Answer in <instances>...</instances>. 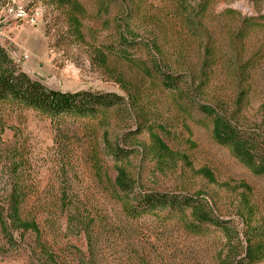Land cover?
Instances as JSON below:
<instances>
[{
    "label": "rangeland",
    "instance_id": "1",
    "mask_svg": "<svg viewBox=\"0 0 264 264\" xmlns=\"http://www.w3.org/2000/svg\"><path fill=\"white\" fill-rule=\"evenodd\" d=\"M263 13L264 0H0V45L21 71L51 90L122 98L103 117L56 123L0 102L2 209L15 166L27 188L22 216L37 223L40 242L59 264H138L142 257L149 264H223L225 239L213 227L194 235L175 218H127L113 195L115 168L126 169L135 192L203 198L244 245L247 224H264V176L213 141L197 104L232 106L236 65L253 60L257 84L245 126L264 127L256 28L234 37L242 18ZM202 70L197 90L191 84ZM163 73L185 81L179 90L165 88ZM152 133L167 147L163 159ZM109 146L126 158L116 162ZM88 221L95 224L92 249ZM13 236L9 245L0 228V264H47L34 233Z\"/></svg>",
    "mask_w": 264,
    "mask_h": 264
},
{
    "label": "trees",
    "instance_id": "2",
    "mask_svg": "<svg viewBox=\"0 0 264 264\" xmlns=\"http://www.w3.org/2000/svg\"><path fill=\"white\" fill-rule=\"evenodd\" d=\"M197 14V12L195 13ZM198 20V19H197ZM256 28L260 40L257 53V63L264 59V13L256 17L242 18L241 27L234 37L245 39L250 28ZM203 54L210 55V49L204 47ZM205 68L207 60H203ZM253 60L247 59L236 65L237 96L232 106L225 102L217 101L215 105L198 103L200 112L210 119L211 136L215 143L229 150L231 155L255 176H264V127L256 125L248 129L247 118L244 114L249 100V94L257 81L252 80L250 72ZM205 73L200 72L198 80H193L191 85L198 90L205 82ZM185 81L182 74L172 76L166 73L161 75V83L165 88L179 90V84ZM256 83V84H254ZM117 94H98L90 91L62 92L46 88L37 80L21 71L10 58L6 50L0 45V102L13 107L32 110L48 118L51 122H61L65 119L93 120L103 117L108 110L121 102ZM230 107H233L230 110ZM259 111L264 117V103ZM151 144L157 155L162 159L169 152L161 139L156 134H150ZM109 151L116 162L126 158L119 149L109 146ZM113 183V195L120 205L123 214L130 219L146 216L177 219L194 235L217 229L225 239L226 254L224 263L228 264H255L264 260V224L251 226L248 223L244 233V245L237 239V232L225 220L215 217L206 201L199 196H179L167 193H142L135 192L134 181L122 166H117ZM13 182L8 191L6 212L0 206V228L9 245L15 244L13 234L32 232L38 242V248L47 264H59L55 255L40 242V230L34 220L25 219L21 208L26 198L27 188L19 175L20 169L13 166ZM207 176L209 174L206 172ZM210 177V176H209ZM89 222V223H88ZM84 224L89 249H92L94 237V221ZM92 251V250H91ZM92 256V253H91ZM84 261V260H83ZM79 262V264H94L92 262ZM138 264H149L144 257Z\"/></svg>",
    "mask_w": 264,
    "mask_h": 264
},
{
    "label": "built area",
    "instance_id": "3",
    "mask_svg": "<svg viewBox=\"0 0 264 264\" xmlns=\"http://www.w3.org/2000/svg\"><path fill=\"white\" fill-rule=\"evenodd\" d=\"M26 57V56H25Z\"/></svg>",
    "mask_w": 264,
    "mask_h": 264
}]
</instances>
